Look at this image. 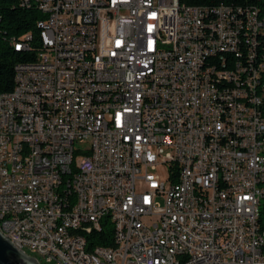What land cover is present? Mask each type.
<instances>
[{
  "label": "built area",
  "instance_id": "1",
  "mask_svg": "<svg viewBox=\"0 0 264 264\" xmlns=\"http://www.w3.org/2000/svg\"><path fill=\"white\" fill-rule=\"evenodd\" d=\"M17 2L38 19L7 40L34 56L0 94L2 237L45 264H264L263 16Z\"/></svg>",
  "mask_w": 264,
  "mask_h": 264
},
{
  "label": "trees",
  "instance_id": "2",
  "mask_svg": "<svg viewBox=\"0 0 264 264\" xmlns=\"http://www.w3.org/2000/svg\"><path fill=\"white\" fill-rule=\"evenodd\" d=\"M179 4L207 7L224 4L243 10L255 8L264 18V0H179ZM248 16L249 14H242V24L248 22ZM36 19H38V13L33 9L19 7L17 0H0V94L10 92L13 87V67L18 63L32 61L34 56L33 52L14 51L7 40L11 37L18 38L26 33L32 34ZM34 41L32 46L36 47ZM258 43V52L264 53V33L260 35ZM105 241V239L98 240L94 244L112 245V242Z\"/></svg>",
  "mask_w": 264,
  "mask_h": 264
},
{
  "label": "water",
  "instance_id": "3",
  "mask_svg": "<svg viewBox=\"0 0 264 264\" xmlns=\"http://www.w3.org/2000/svg\"><path fill=\"white\" fill-rule=\"evenodd\" d=\"M0 264H38L35 259L15 249L0 234Z\"/></svg>",
  "mask_w": 264,
  "mask_h": 264
},
{
  "label": "rangeland",
  "instance_id": "4",
  "mask_svg": "<svg viewBox=\"0 0 264 264\" xmlns=\"http://www.w3.org/2000/svg\"><path fill=\"white\" fill-rule=\"evenodd\" d=\"M82 150H85L86 148H87V144L86 143H84V144H82V145H78ZM24 254L26 255V256H28V257H30V258H33V259H35L36 260V262L38 263V264H45L37 255H35V254H31L30 252H28V251H24Z\"/></svg>",
  "mask_w": 264,
  "mask_h": 264
},
{
  "label": "bare ground",
  "instance_id": "5",
  "mask_svg": "<svg viewBox=\"0 0 264 264\" xmlns=\"http://www.w3.org/2000/svg\"><path fill=\"white\" fill-rule=\"evenodd\" d=\"M173 4H179V0H172ZM198 20L199 21H206V12H198ZM246 24H249V16H248V22Z\"/></svg>",
  "mask_w": 264,
  "mask_h": 264
}]
</instances>
